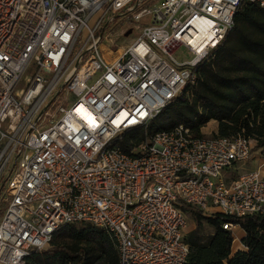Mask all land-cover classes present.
<instances>
[{
    "label": "built area",
    "instance_id": "2783aa9c",
    "mask_svg": "<svg viewBox=\"0 0 264 264\" xmlns=\"http://www.w3.org/2000/svg\"><path fill=\"white\" fill-rule=\"evenodd\" d=\"M245 4L264 8V0H0V264H25L76 225L104 229L119 264H187L181 205L264 219V163L227 177L252 161L246 136L196 138L180 125L129 153L120 146L197 84V68ZM134 24L141 34L122 47L115 27L127 39ZM180 49L192 60H179ZM224 229L242 245L239 224Z\"/></svg>",
    "mask_w": 264,
    "mask_h": 264
},
{
    "label": "trees",
    "instance_id": "16d2710c",
    "mask_svg": "<svg viewBox=\"0 0 264 264\" xmlns=\"http://www.w3.org/2000/svg\"><path fill=\"white\" fill-rule=\"evenodd\" d=\"M197 84L173 102L146 129L130 132L120 146L129 153L162 131L184 125L196 138L211 122H218L215 137L239 134L258 143L264 152V8L245 4L235 16L226 40L197 68ZM196 222L187 235V264H264V219H233L221 213L210 217L181 205ZM239 224L244 231L243 250L233 253L234 237L224 229ZM67 227L52 239L49 249L37 251L25 264H119L108 233L92 225ZM205 227L211 234L203 236Z\"/></svg>",
    "mask_w": 264,
    "mask_h": 264
},
{
    "label": "rangeland",
    "instance_id": "374dc122",
    "mask_svg": "<svg viewBox=\"0 0 264 264\" xmlns=\"http://www.w3.org/2000/svg\"><path fill=\"white\" fill-rule=\"evenodd\" d=\"M123 25L127 27V26H129V22H126ZM123 25H117L115 27V30L113 31L114 33H116L114 36L115 41H117L119 43V45H121L122 47L131 46L135 42L137 37L141 34L142 29H143V24H134L133 33H132V35L127 37V39H124L120 35V33H121L120 30H121ZM177 56H178V59L183 61V62L192 60L191 54L186 49H180ZM22 89H25V82H23L19 86L18 91H20ZM216 127H219L218 122L211 121L202 130V136H203L202 138H213V137H215L217 135V133L215 132ZM217 132H218V130H217ZM252 145H253V158H252L251 162L257 161L261 166L264 163V152L258 147L257 141L252 140ZM251 162L247 163L245 166H238L234 169H231L227 174L228 180L232 181V180L238 178L245 171H251V170L256 169V167H257L256 165H258V168L260 167L259 164L251 165ZM254 166H256V167H254ZM188 217H189V227L187 229V235L194 232L196 230V227H197L195 220L190 215H188ZM79 227H81V226L79 225ZM211 232H212L211 229H209L208 227H205V231L203 232L202 235L207 237L211 234ZM237 248H242V246L239 242H235V244H234V248H233L234 254H235Z\"/></svg>",
    "mask_w": 264,
    "mask_h": 264
},
{
    "label": "crops",
    "instance_id": "0c3cea01",
    "mask_svg": "<svg viewBox=\"0 0 264 264\" xmlns=\"http://www.w3.org/2000/svg\"><path fill=\"white\" fill-rule=\"evenodd\" d=\"M217 130H218V127H216V130H215V132L217 133ZM256 164H259L257 161H255V162H251V165H256ZM257 166V167H256ZM256 166H254V167H256V169L258 168V165H256ZM259 166H260V164H259ZM264 171V170H263ZM239 236L243 239V237H244V231H241V232H239ZM242 246V245H241ZM234 248V247H233ZM241 250H243V246H242V248H237V250H236V252L235 253H237V252H239V251H241Z\"/></svg>",
    "mask_w": 264,
    "mask_h": 264
},
{
    "label": "bare ground",
    "instance_id": "6f19581e",
    "mask_svg": "<svg viewBox=\"0 0 264 264\" xmlns=\"http://www.w3.org/2000/svg\"><path fill=\"white\" fill-rule=\"evenodd\" d=\"M192 44L197 48L199 44V36L195 37L192 41ZM205 49V48H203Z\"/></svg>",
    "mask_w": 264,
    "mask_h": 264
},
{
    "label": "water",
    "instance_id": "95a60500",
    "mask_svg": "<svg viewBox=\"0 0 264 264\" xmlns=\"http://www.w3.org/2000/svg\"><path fill=\"white\" fill-rule=\"evenodd\" d=\"M131 33H132V31H129V32L127 33V36L131 35Z\"/></svg>",
    "mask_w": 264,
    "mask_h": 264
}]
</instances>
